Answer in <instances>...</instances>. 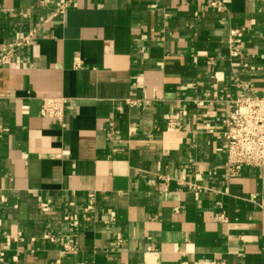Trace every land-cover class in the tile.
<instances>
[{
	"label": "crops",
	"instance_id": "1",
	"mask_svg": "<svg viewBox=\"0 0 264 264\" xmlns=\"http://www.w3.org/2000/svg\"><path fill=\"white\" fill-rule=\"evenodd\" d=\"M11 48L2 261L264 264V167L230 174L223 138L229 101L264 96V0H0Z\"/></svg>",
	"mask_w": 264,
	"mask_h": 264
},
{
	"label": "built area",
	"instance_id": "2",
	"mask_svg": "<svg viewBox=\"0 0 264 264\" xmlns=\"http://www.w3.org/2000/svg\"><path fill=\"white\" fill-rule=\"evenodd\" d=\"M217 6V2H212ZM33 32L17 44V48L32 42ZM15 49L7 50L0 58L3 65L14 53ZM68 99L66 97H44L41 115L50 120L63 123L66 116ZM169 119V118H168ZM170 126L177 128L180 124L171 120ZM223 138L226 143V167L230 174H238L239 167H264V96L241 95L229 101V113L224 121ZM49 237V236H47ZM68 248L72 249L68 246ZM18 258L13 257V264Z\"/></svg>",
	"mask_w": 264,
	"mask_h": 264
}]
</instances>
